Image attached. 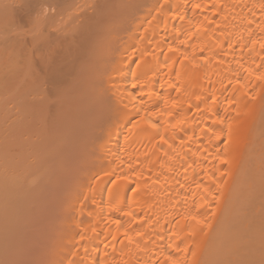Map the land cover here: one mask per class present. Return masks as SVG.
<instances>
[{
    "label": "bare ground",
    "instance_id": "1",
    "mask_svg": "<svg viewBox=\"0 0 264 264\" xmlns=\"http://www.w3.org/2000/svg\"><path fill=\"white\" fill-rule=\"evenodd\" d=\"M264 0H0V264H264Z\"/></svg>",
    "mask_w": 264,
    "mask_h": 264
},
{
    "label": "rangeland",
    "instance_id": "2",
    "mask_svg": "<svg viewBox=\"0 0 264 264\" xmlns=\"http://www.w3.org/2000/svg\"><path fill=\"white\" fill-rule=\"evenodd\" d=\"M264 134V133H263Z\"/></svg>",
    "mask_w": 264,
    "mask_h": 264
}]
</instances>
